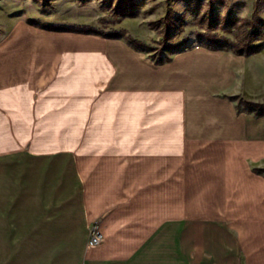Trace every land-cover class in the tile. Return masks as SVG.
Masks as SVG:
<instances>
[{"label":"crops","instance_id":"0c3cea01","mask_svg":"<svg viewBox=\"0 0 264 264\" xmlns=\"http://www.w3.org/2000/svg\"><path fill=\"white\" fill-rule=\"evenodd\" d=\"M70 51L45 62L65 53L32 48L16 72L22 92L8 114L23 118L10 117L9 131L40 141L16 137L8 180L0 178V264H264L263 189L247 175L231 104L189 92L185 81L197 79L179 63L193 50L155 64L92 36ZM220 54L207 85L234 62ZM214 213L234 215L237 237L223 234L224 252L213 242L211 255H194L207 221L193 218ZM95 219L103 240L91 247Z\"/></svg>","mask_w":264,"mask_h":264},{"label":"rangeland","instance_id":"374dc122","mask_svg":"<svg viewBox=\"0 0 264 264\" xmlns=\"http://www.w3.org/2000/svg\"><path fill=\"white\" fill-rule=\"evenodd\" d=\"M261 19L264 20V0H0V178L8 180L17 150L14 147L16 137L26 134V139H40V133L9 131L10 117L13 120L23 118L9 117L8 113L16 111L12 108L15 107L12 103L18 100L14 92H22L20 86L17 90L14 86L19 79L16 72L24 69L27 52L32 48L54 49L57 54L65 55H47L43 59L45 62L62 61L71 58L72 48L96 36L121 41L155 64L193 50L179 63L183 68L191 67L188 70L197 79L185 81L189 92H207L215 100L231 104L241 129L240 150L248 168L247 175L251 174L252 184L258 189L262 187L264 198V26H260ZM255 25L260 26L262 32L260 46L250 52H237L238 47H246L243 37L248 28ZM206 33H215L217 41L206 40L205 37H210ZM36 51L39 50H32L31 55H36L35 59ZM220 52L232 56L234 62L225 63L224 79L209 83L208 87L209 79L221 70ZM210 65H214V73ZM12 127L18 125L13 123ZM225 152L227 157L229 153ZM235 187L233 195L225 196L227 202L229 200L228 209L233 207L235 196H239ZM219 204L224 209L222 199ZM219 213L224 212L219 210ZM232 215L214 213L193 218L207 221L202 228L207 243L203 244V250L197 251L199 245L194 244V255H211L215 249L209 246L214 244L219 246L217 251H226V243L221 240L223 234L237 237ZM93 222L99 223V220L87 225L86 244ZM221 222L224 227L220 229Z\"/></svg>","mask_w":264,"mask_h":264},{"label":"trees","instance_id":"16d2710c","mask_svg":"<svg viewBox=\"0 0 264 264\" xmlns=\"http://www.w3.org/2000/svg\"><path fill=\"white\" fill-rule=\"evenodd\" d=\"M260 26H264V20H260ZM258 25H255L253 27H249L246 35L243 37V40L246 42L244 45L238 47L237 52H250L251 50L253 51L254 49L258 48L260 46V39L262 38V32L261 28ZM209 35L206 33V36ZM210 37H205L206 40H210L212 42H216L215 38V33L209 35ZM252 44V45H251ZM251 46V47H250ZM249 48V49H248ZM168 60V59H167ZM257 106L261 105L260 103H256ZM263 106V105H261Z\"/></svg>","mask_w":264,"mask_h":264},{"label":"built area","instance_id":"2783aa9c","mask_svg":"<svg viewBox=\"0 0 264 264\" xmlns=\"http://www.w3.org/2000/svg\"><path fill=\"white\" fill-rule=\"evenodd\" d=\"M103 239V235L100 230V225L98 222H93L90 225L88 231L87 245L95 246L99 244Z\"/></svg>","mask_w":264,"mask_h":264},{"label":"bare ground","instance_id":"6f19581e","mask_svg":"<svg viewBox=\"0 0 264 264\" xmlns=\"http://www.w3.org/2000/svg\"><path fill=\"white\" fill-rule=\"evenodd\" d=\"M114 169H115V168H114ZM114 169H113V170H114ZM103 170H104V169H103ZM105 170H106V168H105ZM113 170H112V171H113ZM100 171H101V169H100ZM96 173H97V172H96ZM128 174H129V172H128ZM131 174H132V172H131ZM100 175H101V174H100ZM130 177H131V176H130ZM95 179H96V178H95ZM88 180H89V179H88ZM96 180H97V179H96ZM99 180H100V179H99ZM109 180H110V179H109ZM106 183H107V182H106ZM87 185H88V184H87ZM93 185H94V184H93ZM104 185H105V184H104ZM88 186H90V185H88ZM101 186H102V185H101ZM91 187H92V183H91ZM93 187H94V186H93ZM96 187H97V186H96ZM87 188H89V187H87ZM102 188H103V187H102ZM94 189H95V187H94ZM99 189H101V187H100ZM95 190H96V189H95ZM95 194H96V193H94V195H95ZM97 194H98V193H97ZM133 194H134V193H133ZM111 197H112V196H111ZM142 200H143V199H142ZM142 200H141V201H142ZM101 232H102V231H101ZM102 235H103V233H102ZM88 246H89V245H88Z\"/></svg>","mask_w":264,"mask_h":264}]
</instances>
